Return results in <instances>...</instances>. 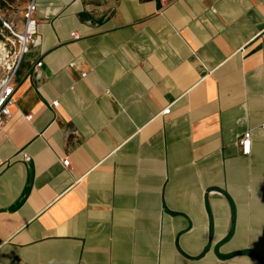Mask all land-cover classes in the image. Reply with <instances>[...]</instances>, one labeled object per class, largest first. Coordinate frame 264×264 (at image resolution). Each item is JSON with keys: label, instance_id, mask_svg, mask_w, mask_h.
<instances>
[{"label": "crops", "instance_id": "crops-1", "mask_svg": "<svg viewBox=\"0 0 264 264\" xmlns=\"http://www.w3.org/2000/svg\"><path fill=\"white\" fill-rule=\"evenodd\" d=\"M35 18L0 127V264H264V0Z\"/></svg>", "mask_w": 264, "mask_h": 264}, {"label": "built area", "instance_id": "built-area-1", "mask_svg": "<svg viewBox=\"0 0 264 264\" xmlns=\"http://www.w3.org/2000/svg\"><path fill=\"white\" fill-rule=\"evenodd\" d=\"M37 1L27 0L23 14V31L15 32L11 26L3 22V25L10 31L11 37L5 38L6 41H0V127H2L10 117V104L12 103V93L14 90V78L19 69L23 56L27 53L30 45L37 41L38 21L35 18L37 10ZM70 36L76 39L78 36L72 32ZM41 62L36 63V67H40ZM73 64H69L71 67ZM82 73L81 76H84ZM58 102H52L53 106H57ZM169 109H164L161 113H168ZM29 116L25 119L29 120ZM238 146L241 154L248 155L251 151V133L246 131L238 140ZM62 165L67 167L68 159L62 160Z\"/></svg>", "mask_w": 264, "mask_h": 264}, {"label": "rangeland", "instance_id": "rangeland-1", "mask_svg": "<svg viewBox=\"0 0 264 264\" xmlns=\"http://www.w3.org/2000/svg\"><path fill=\"white\" fill-rule=\"evenodd\" d=\"M27 0H0V41L11 37L10 31L3 25L8 23L11 28L18 32L23 24L24 7ZM39 1H37L38 6Z\"/></svg>", "mask_w": 264, "mask_h": 264}]
</instances>
